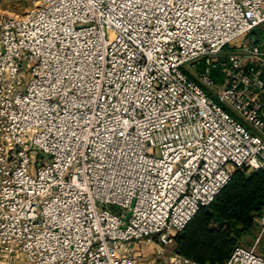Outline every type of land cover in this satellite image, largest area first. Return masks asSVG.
I'll list each match as a JSON object with an SVG mask.
<instances>
[{
	"label": "built area",
	"instance_id": "1",
	"mask_svg": "<svg viewBox=\"0 0 264 264\" xmlns=\"http://www.w3.org/2000/svg\"><path fill=\"white\" fill-rule=\"evenodd\" d=\"M263 24L264 0H35L0 19V257L138 264L236 169L264 171ZM250 33L253 62L230 54L215 97L182 69ZM225 264L264 255L239 245Z\"/></svg>",
	"mask_w": 264,
	"mask_h": 264
},
{
	"label": "trees",
	"instance_id": "2",
	"mask_svg": "<svg viewBox=\"0 0 264 264\" xmlns=\"http://www.w3.org/2000/svg\"><path fill=\"white\" fill-rule=\"evenodd\" d=\"M264 204V171L236 169L228 184L177 234V252L200 264H225Z\"/></svg>",
	"mask_w": 264,
	"mask_h": 264
},
{
	"label": "rangeland",
	"instance_id": "3",
	"mask_svg": "<svg viewBox=\"0 0 264 264\" xmlns=\"http://www.w3.org/2000/svg\"><path fill=\"white\" fill-rule=\"evenodd\" d=\"M35 6V0H0V19L10 16L19 15L22 16L26 14L29 10L33 9ZM258 32H264V24L261 25L254 31L257 35ZM254 34L250 33L248 36L239 37L231 44L224 47L221 54L218 56L210 57L211 64L207 63V58H199L191 63H187L183 66V70L192 76L200 86L212 96L215 92L220 89L226 82L228 78V72L230 69V64L228 61V56L232 53H240L244 56L246 63H252L253 60L250 57L249 50L245 49L248 46L247 40H249ZM264 37V36H263ZM264 50V41L261 40ZM211 68V79H213V85H207L200 77V72H206L207 68ZM215 97V96H213ZM216 99V98H215ZM217 100V99H216ZM218 101V100H217ZM260 103L262 104V110L260 111L261 119L264 121V92L262 94ZM223 108H225L230 114L239 118V114L228 104L220 102ZM243 121V120H242ZM245 125L246 123L243 122ZM247 126V125H246ZM247 174L250 171H246ZM238 246L242 245L246 248H255V250L264 255V233L261 234V230L258 228L257 224L254 222V227L252 232L243 233L238 242ZM177 243L163 246L158 242L139 243L138 254V264H168L170 258L177 252ZM0 264H12L9 263V259H4L0 257ZM16 264H26L25 258L20 256L16 261Z\"/></svg>",
	"mask_w": 264,
	"mask_h": 264
},
{
	"label": "crops",
	"instance_id": "4",
	"mask_svg": "<svg viewBox=\"0 0 264 264\" xmlns=\"http://www.w3.org/2000/svg\"><path fill=\"white\" fill-rule=\"evenodd\" d=\"M257 35H259V37L261 38V40H263L264 41V32L263 33H260V32H258V34Z\"/></svg>",
	"mask_w": 264,
	"mask_h": 264
}]
</instances>
